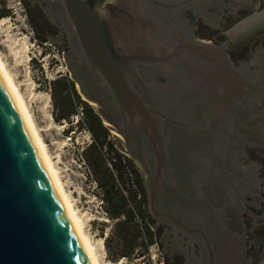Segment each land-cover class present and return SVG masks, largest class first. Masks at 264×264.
Returning <instances> with one entry per match:
<instances>
[{"label":"water","instance_id":"1","mask_svg":"<svg viewBox=\"0 0 264 264\" xmlns=\"http://www.w3.org/2000/svg\"><path fill=\"white\" fill-rule=\"evenodd\" d=\"M36 1L78 95L142 178L151 218L196 248L195 264H255L264 244L246 220H264V178L247 149L264 156V41L235 48L251 58L234 63L226 41L195 34L255 0ZM0 264H91L1 77Z\"/></svg>","mask_w":264,"mask_h":264},{"label":"rangeland","instance_id":"2","mask_svg":"<svg viewBox=\"0 0 264 264\" xmlns=\"http://www.w3.org/2000/svg\"><path fill=\"white\" fill-rule=\"evenodd\" d=\"M43 43L55 47L49 41H41L35 36L22 2L0 0V57L27 104L64 190L99 256L100 264H160L162 257L156 238L151 245V252L148 249H137L130 259L115 256L120 250V243L114 234V224L117 221L109 216V204L105 202L103 190L97 182V174L88 162V147L93 144V138L86 124V107L94 113L93 108L83 102L73 84L65 96L69 99L74 114L69 120H57L59 112L56 107L61 99L58 95L55 96L53 83L69 79V75L65 70L66 66L54 58L56 51L45 50ZM101 124L107 133L99 140L97 148L100 149L105 166L109 168L108 162L114 159L110 145L114 146V142L109 139V130L102 122ZM128 186L123 188L127 195L131 190V186ZM130 201L141 225L145 229H152L146 209L142 207L143 202L138 203V200L134 201L132 198ZM136 204L141 206L140 209ZM151 257H154L153 260Z\"/></svg>","mask_w":264,"mask_h":264},{"label":"trees","instance_id":"3","mask_svg":"<svg viewBox=\"0 0 264 264\" xmlns=\"http://www.w3.org/2000/svg\"><path fill=\"white\" fill-rule=\"evenodd\" d=\"M72 87L73 83L69 79L58 80L53 83L54 94L61 99L56 107L59 112L58 121L69 120L74 114L71 103L65 96ZM81 104L84 103L81 102ZM86 111L87 128L93 138V144L88 147V162L93 166L97 174L99 187L103 190V198L109 204V216L117 221L114 224V234L120 243V250L115 256L117 258L130 259L137 249L147 251L148 247L154 243L155 235L151 229H145L144 227L141 229L138 225L136 219L138 216L130 201L131 198L136 201L137 197L141 195L135 181L136 172L134 168L129 161L122 159L111 144L110 149L115 157V163L112 168L117 178L114 177L113 172L105 166L100 149L97 148V143L107 133L106 129L102 126L100 119L92 112V109L86 107ZM128 185L131 186V190H129L130 192L127 191L129 193L125 196L122 189L129 187ZM139 202L141 201L138 200ZM136 206L139 209L141 207L139 204H136ZM142 207L145 209L144 202Z\"/></svg>","mask_w":264,"mask_h":264},{"label":"flooded vegetation","instance_id":"4","mask_svg":"<svg viewBox=\"0 0 264 264\" xmlns=\"http://www.w3.org/2000/svg\"><path fill=\"white\" fill-rule=\"evenodd\" d=\"M20 1L22 2V5L24 7V12L27 21L29 23V26L37 38H39L41 41H49L50 43H52L51 40L60 37L59 29L55 24H53L48 19V17L45 15V13L43 12V10L41 9V7L39 6L36 0H20ZM229 21H232V18H229L227 20V23ZM195 34L197 38L203 39L205 41H211V42L224 41L223 37L221 36L220 27L213 28L208 23H204L202 21L197 22ZM64 42L65 40H63L62 43H60L58 46L54 45L53 43L52 44L56 48H58L59 51L64 53L63 50L66 49ZM241 54L242 52L240 50H234L229 48V56L234 63H240L242 61H246L251 58L249 56H242ZM76 91L78 94V88L76 89ZM86 103L88 104V102ZM105 126L107 125L105 124ZM111 133L112 132L109 131V134ZM113 137L115 139L116 135H113ZM247 154L250 162L259 163L261 165L262 167L261 174H262V178H264V156H262L263 155L262 151H259L257 149H247ZM119 155L126 161H129L130 165L134 168L136 172L135 181L141 192V195L137 197V200H140L141 202L145 203V209L147 212L148 221L152 224L151 231L154 233L157 243L160 246V253L162 257L161 264H195L193 260L199 258L198 251L196 250V248L191 244L187 243L185 240L175 239L170 229L162 225L156 224V222L151 218L146 206V195H145L142 178L140 177L137 169L131 163V161L120 152ZM262 187L264 188V182L262 183ZM262 198L264 200V193L262 195ZM260 205L262 210H264V203H261ZM252 211L255 214L261 213V211L259 212L256 209H252ZM252 223L253 221L251 219L246 220L248 235H249V230L252 227Z\"/></svg>","mask_w":264,"mask_h":264},{"label":"bare ground","instance_id":"5","mask_svg":"<svg viewBox=\"0 0 264 264\" xmlns=\"http://www.w3.org/2000/svg\"><path fill=\"white\" fill-rule=\"evenodd\" d=\"M0 77L2 81L4 82L5 86L7 87L15 103V106L27 130L30 133V136L43 162V165L47 171V174L52 182V185L61 200L65 213L68 219L70 220L90 263L100 264L99 256H97V253H96V250L93 244L90 242V239L88 238L87 234L84 232V229H83L84 225L82 221L80 220V217L77 215L76 210L73 208L74 206L70 200L69 195L64 190V187L60 181V176L58 174V171L54 167V164L52 163L48 149L46 145L44 144L42 137L32 120L27 104L23 96L20 94L19 89L16 83L14 82L12 76L7 71L1 57H0ZM88 105L93 107V104L90 102H88ZM112 135H115V134L112 133ZM116 264H120V263H116Z\"/></svg>","mask_w":264,"mask_h":264},{"label":"crops","instance_id":"6","mask_svg":"<svg viewBox=\"0 0 264 264\" xmlns=\"http://www.w3.org/2000/svg\"><path fill=\"white\" fill-rule=\"evenodd\" d=\"M255 2L252 11L221 31L229 48L235 49L257 39L264 41V0ZM249 233L264 244V220L253 225ZM255 264H264V255Z\"/></svg>","mask_w":264,"mask_h":264},{"label":"built area","instance_id":"7","mask_svg":"<svg viewBox=\"0 0 264 264\" xmlns=\"http://www.w3.org/2000/svg\"><path fill=\"white\" fill-rule=\"evenodd\" d=\"M43 46H44V48H45V50H52L53 52H55L56 51V56L54 57L56 60H58L60 63H61V65H65V63H64V60H63V53L61 52V51H59L56 47H52V45L51 44H49V45H47V43H43L42 44ZM47 46H49V47H47ZM51 47L53 48V49H51ZM60 58H61V60H60ZM65 70H66V72H67V69H66V67H65ZM68 73V72H67ZM69 75V74H68ZM81 109V108H80ZM80 116L82 117L83 116V114H82V112L80 113ZM77 122V121H76ZM109 139L110 140H114V137H113V135H112V133L110 134V136H109ZM115 148V147H114ZM116 149V148H115ZM116 151L118 152V150L116 149ZM118 154H119V152H118ZM114 156V155H113ZM123 159V158H122ZM109 164H108V167H109V169L113 172V174H114V177L115 178H117L116 177V174H115V172L113 171V164L115 163V157H114V159H110V161L108 162ZM122 191H123V194L126 196V193H125V191L122 189ZM137 219V223H138V225L141 227V229L143 228V226L141 225V223H140V221H139V219L138 218H136ZM144 241H145V243H146V240L144 239ZM152 248H153V246H149L148 247V251H152ZM153 258L154 257H151V259L153 260ZM162 262H160V264H161Z\"/></svg>","mask_w":264,"mask_h":264}]
</instances>
